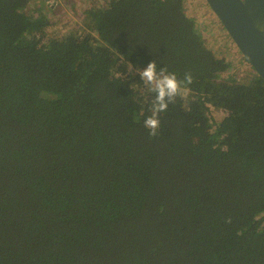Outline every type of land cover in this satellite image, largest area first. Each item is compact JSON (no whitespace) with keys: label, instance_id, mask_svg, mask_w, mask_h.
<instances>
[{"label":"trees","instance_id":"1","mask_svg":"<svg viewBox=\"0 0 264 264\" xmlns=\"http://www.w3.org/2000/svg\"><path fill=\"white\" fill-rule=\"evenodd\" d=\"M32 1L0 0V264H264V80H225L184 0L57 37ZM154 60L193 81L151 137Z\"/></svg>","mask_w":264,"mask_h":264},{"label":"rangeland","instance_id":"2","mask_svg":"<svg viewBox=\"0 0 264 264\" xmlns=\"http://www.w3.org/2000/svg\"><path fill=\"white\" fill-rule=\"evenodd\" d=\"M109 0H33L27 7L29 14L43 16L50 25L46 35L57 37L82 28L90 8L103 7ZM187 14L194 18L209 47L217 57L225 59L230 68L223 75L225 80L246 81L257 74L246 62L206 0H184Z\"/></svg>","mask_w":264,"mask_h":264},{"label":"water","instance_id":"3","mask_svg":"<svg viewBox=\"0 0 264 264\" xmlns=\"http://www.w3.org/2000/svg\"><path fill=\"white\" fill-rule=\"evenodd\" d=\"M240 52L264 80V0H206Z\"/></svg>","mask_w":264,"mask_h":264},{"label":"clouds","instance_id":"4","mask_svg":"<svg viewBox=\"0 0 264 264\" xmlns=\"http://www.w3.org/2000/svg\"><path fill=\"white\" fill-rule=\"evenodd\" d=\"M137 71L148 91L155 94L150 107L151 115L144 120L149 135L155 137L161 126L160 113L166 112L169 104L176 102V98L182 94V86L190 85L193 78L191 74H185L184 80H180L176 73L169 72L166 67L158 69L155 60Z\"/></svg>","mask_w":264,"mask_h":264}]
</instances>
